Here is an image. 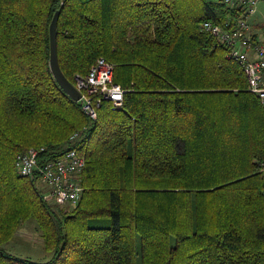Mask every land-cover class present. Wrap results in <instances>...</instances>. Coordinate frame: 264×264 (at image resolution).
I'll use <instances>...</instances> for the list:
<instances>
[{"label": "trees", "instance_id": "16d2710c", "mask_svg": "<svg viewBox=\"0 0 264 264\" xmlns=\"http://www.w3.org/2000/svg\"><path fill=\"white\" fill-rule=\"evenodd\" d=\"M57 11L63 73L76 85L104 58L121 108L92 120L56 81ZM233 16L219 0H0V264H264V107L201 27ZM32 147L85 155L72 211L18 174ZM30 219L46 262L2 248Z\"/></svg>", "mask_w": 264, "mask_h": 264}, {"label": "built area", "instance_id": "2783aa9c", "mask_svg": "<svg viewBox=\"0 0 264 264\" xmlns=\"http://www.w3.org/2000/svg\"><path fill=\"white\" fill-rule=\"evenodd\" d=\"M233 18L225 25L211 21L202 23L206 31L227 48L226 57L239 64L247 80V89L260 99L264 107V29H255L249 19L256 13L260 0H219ZM81 93L79 100L83 111L92 119L98 118V111L104 101L114 109L123 106L126 89L114 81V66L104 58L97 59L86 76L77 77L76 85ZM78 133L72 140L78 139ZM42 149L29 148L20 152L15 167L20 176L38 179L47 187L45 199L57 206L78 205L83 187L81 174L86 166V157L75 148L55 160L40 163Z\"/></svg>", "mask_w": 264, "mask_h": 264}, {"label": "rangeland", "instance_id": "374dc122", "mask_svg": "<svg viewBox=\"0 0 264 264\" xmlns=\"http://www.w3.org/2000/svg\"><path fill=\"white\" fill-rule=\"evenodd\" d=\"M249 21L255 29H264V0H260L257 4L256 13ZM78 136L80 137L79 133ZM43 190L46 191L47 187L43 186ZM50 203H52V201H50ZM75 207L63 206L66 212L72 211ZM42 239V231L37 222L34 219H30L20 226L15 238L4 244L2 248L6 252L19 257H28L36 262H46L51 258L52 254L45 250Z\"/></svg>", "mask_w": 264, "mask_h": 264}, {"label": "water", "instance_id": "95a60500", "mask_svg": "<svg viewBox=\"0 0 264 264\" xmlns=\"http://www.w3.org/2000/svg\"><path fill=\"white\" fill-rule=\"evenodd\" d=\"M58 19H59V11L56 12L54 18L50 25V48H51V56H50V66L51 71L61 86V88L75 101H79L81 99V93L77 89V87L70 82V80L63 73L59 58H58V49H57V28H58Z\"/></svg>", "mask_w": 264, "mask_h": 264}, {"label": "bare ground", "instance_id": "6f19581e", "mask_svg": "<svg viewBox=\"0 0 264 264\" xmlns=\"http://www.w3.org/2000/svg\"><path fill=\"white\" fill-rule=\"evenodd\" d=\"M76 81V80H75Z\"/></svg>", "mask_w": 264, "mask_h": 264}]
</instances>
